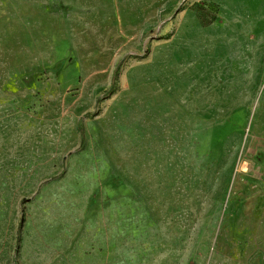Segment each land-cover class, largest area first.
<instances>
[{
	"label": "rangeland",
	"instance_id": "374dc122",
	"mask_svg": "<svg viewBox=\"0 0 264 264\" xmlns=\"http://www.w3.org/2000/svg\"><path fill=\"white\" fill-rule=\"evenodd\" d=\"M0 264H264V0H0Z\"/></svg>",
	"mask_w": 264,
	"mask_h": 264
},
{
	"label": "trees",
	"instance_id": "16d2710c",
	"mask_svg": "<svg viewBox=\"0 0 264 264\" xmlns=\"http://www.w3.org/2000/svg\"><path fill=\"white\" fill-rule=\"evenodd\" d=\"M62 64H63V61H60V62H58L56 65L52 66L51 68L45 69V71L58 72L59 69L61 68ZM117 68H118V65L115 67V70H114V72H113V74H112V78H111V82H110V86H109V88H108V89L104 92V94H103L104 97L107 96V95H109V94L111 93L112 89H113L114 77H115V75H116ZM89 115H91V114H90V113H87V114H85L84 116H89ZM78 131H79L80 133H82V131H83L82 123L79 124V126H78ZM82 142H83V138L81 137L80 143H82ZM94 194H95V193H94ZM90 203H91V202H90ZM22 208H23V206H22V203L20 202L19 210H21ZM21 219H22V218H21V216H20V218H19V222H18V228H19V226H20ZM18 228H17V233H18V230H19ZM17 244H18V236H16V240H15V245H17Z\"/></svg>",
	"mask_w": 264,
	"mask_h": 264
}]
</instances>
